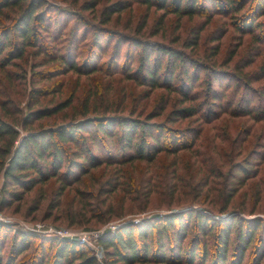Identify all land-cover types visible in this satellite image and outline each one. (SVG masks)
<instances>
[{"label": "rangeland", "instance_id": "rangeland-1", "mask_svg": "<svg viewBox=\"0 0 264 264\" xmlns=\"http://www.w3.org/2000/svg\"><path fill=\"white\" fill-rule=\"evenodd\" d=\"M45 1L48 5L43 12L47 17L61 20V29L50 34L53 40L37 28L38 47L28 46L23 56L18 57L19 46L23 44L12 32L7 36L9 42L5 45L8 46L0 55L1 62L9 54L8 61L0 64V120L16 130L15 137L0 134V202L4 168L11 156L5 147L11 145L13 151L20 137L28 132L102 116L145 120L159 110L164 100H169L163 114L153 119L165 121L177 104L178 96L170 94L165 86L152 89L127 79L122 67L125 69L128 64L135 69L140 50L131 44L129 48L126 40L166 46L198 61L204 68L200 80L203 76L205 81L210 79L211 73L206 67L220 69L225 72L224 76L230 74V79L220 78L214 85L222 90L216 103L206 97L204 84L196 83L195 90L201 94L198 101L208 102V105L204 103L203 113L169 125L176 130L178 142L186 148L174 150L177 147L167 143L170 149L160 152L152 161L130 163L115 156L107 157L106 163L88 169L86 174L76 170V176L66 182L51 178L24 192L19 201L8 199L9 204L3 207L0 203V223L11 230L1 251L2 264H9L14 255L12 237L17 232L31 235L33 242L18 256L16 264H31L27 259L32 258L41 241L45 245L43 253L50 255L47 242L56 240L80 242L92 250L98 264H106L105 247L100 238L125 224H141L189 209H198L217 218L240 214L248 220H264V117L255 113H234V110L245 112V108L238 109L242 91L236 95L232 77L242 72L253 74L264 64V44L254 41L252 33L235 25H242V21L254 22L251 31L259 21L264 26V15L257 5L259 0H237L238 5L244 3L239 12L230 10L231 0H198L197 14L180 17L136 0ZM117 1L129 5L120 12L103 13ZM30 2L25 0L22 7L0 12V37L12 28ZM186 3L187 0L183 1ZM95 32L101 36L97 44ZM191 42L197 45L192 46ZM258 50L260 55H257ZM130 52L133 62L128 58ZM63 53L67 57L72 55L77 64L88 66L90 71L96 68V71L91 74L67 71L47 79H42L39 73L34 74L55 70L59 62L49 59ZM251 58L254 61L249 66L236 68L237 64L242 65ZM253 77L250 75V80ZM251 85L260 92L264 79ZM34 86L49 90L34 98ZM72 96L71 105L64 109L27 121L29 111L55 107ZM107 143L111 141L105 139ZM241 169L245 170L240 172ZM14 190L19 191L18 188ZM190 224H194V219ZM193 226L191 235L195 233ZM60 230L69 231L72 238L59 237L55 232ZM86 233L90 236L86 243L81 242L79 236ZM187 243L188 237L183 245ZM203 243L199 247L200 254ZM253 249L248 248L240 264H253L258 257ZM209 252L207 262L198 255L195 264H214L216 246L209 247ZM260 252V264H264V248ZM236 253L232 249L228 252L226 264L235 262Z\"/></svg>", "mask_w": 264, "mask_h": 264}, {"label": "trees", "instance_id": "trees-1", "mask_svg": "<svg viewBox=\"0 0 264 264\" xmlns=\"http://www.w3.org/2000/svg\"><path fill=\"white\" fill-rule=\"evenodd\" d=\"M24 1L0 0V12L15 6L22 7ZM136 1L146 4L148 7L157 6L164 10V13L172 12L179 17L182 15L193 16L198 13V8H200L198 0H187L186 4H183L185 0ZM231 1L230 10L239 12L243 9L244 3L238 5L237 0ZM47 5L45 0H31L28 8H24L21 17L16 20L12 28L4 31V35L0 37V55L8 46L5 45L9 42L7 36H10L12 32L19 36V43L23 44V46H19L18 57L23 56L26 47H38L37 28H40L41 33H46L50 41L53 40L50 34L60 30L62 25L61 20H50L43 12ZM128 5L125 1H117L108 6L103 13L110 15L120 12ZM257 5L264 15V0H259ZM43 6L45 7L42 8ZM170 8L172 11H169ZM54 11L59 13L58 9H54ZM242 22H244L242 25L235 24L238 29L242 28L243 31L252 33L254 41L264 44L262 21L255 24L258 31L250 30L254 22L251 24ZM4 37L5 41H3ZM100 38V34L95 32V44ZM126 42L129 48L131 44L140 50L139 64L135 69L128 64L125 66L126 70L122 67L127 79L139 81L140 85L152 89L165 86L170 94L175 93L178 96L177 104L168 113L165 121H154L153 119L163 114L169 100H164L159 110L145 120L129 116H102L22 135L13 151L10 148L11 145L5 147V151L7 154L11 153V156L4 168L1 207L9 204L8 199L21 200L24 192L51 178H59L66 182L71 176H76L74 175L76 170L81 174H86L88 169L106 163L107 157L115 156L123 162L130 163L137 160L152 161L160 152L170 149L166 145L167 143H173L177 147L174 150L186 148L181 144L182 142H178L176 130L169 125L203 113L206 101H198L201 94L195 90L196 83L204 84L206 97L216 103L220 99L222 90L217 89L214 85L220 78L230 79V74L224 76L225 72L222 70L206 67L205 69L211 73L209 74L210 79L205 81V76H203V80H200L204 71L201 69L204 68H201L198 61L187 58L183 53L142 40L132 39L126 40ZM190 45L196 46L197 43L192 44L191 42ZM260 53L261 51L258 50L257 55ZM8 55L1 59L0 64L8 61ZM131 55L130 52L128 58L133 62V58H130ZM49 61L59 62L55 70L51 72L38 71L34 74L39 73L42 79H47L67 71L80 74H91L96 71V68H92L90 71L88 66L77 64L72 55L67 57L64 53L52 56ZM253 61L251 58L244 61L242 65L237 64L236 68L247 67ZM250 75H254L253 80H250ZM232 77L235 79L236 95L242 91L238 109L245 108V112L234 110V113L236 115L255 113L264 117V86L260 92H256L251 85L254 81L264 79V64L260 65L253 74L242 72L239 76ZM48 90V87L34 86L32 97L44 95ZM225 95L226 93L222 96L225 97ZM72 101L73 96L64 102L57 103L55 107L29 111L27 121L33 117L41 118L48 113L58 112L71 105ZM206 104L208 105V102ZM219 105L221 104L219 103ZM258 107H260L259 110ZM1 133L9 137L16 136V130L0 120ZM105 139L110 140L111 143L106 145ZM62 169L65 171L63 172ZM245 169L250 168L246 167ZM245 169H241L240 172ZM15 188H18L19 191H15ZM192 219H194V226L190 224ZM191 226L195 229V233L192 235L190 233ZM10 232L9 228L0 223V256ZM187 237L188 243L184 246L183 243ZM100 239V243L105 247L106 264H145L152 261L165 264H195L198 255L203 262H207L210 253L209 247L214 249L215 246L216 262L214 264L228 263V252L231 249L233 252H237L235 262L231 264H240L245 252L250 247L254 248L253 250L258 256L254 258L253 264H260L261 260L258 254L264 248V220L258 218L248 220L240 214L217 218L198 209H189L141 224H125L118 227L114 233L107 234ZM202 241L204 242L203 251L200 254L199 247ZM32 242L31 235L22 232L15 233L11 245L14 255L9 264H16L18 256L27 251ZM43 242L38 243L35 254L32 258L27 259V262L31 261V264H46L48 262H52L50 264H98V258L91 253L92 250L90 251L86 245L80 242L48 241L51 254L47 256L43 253L45 247ZM253 245L254 247H252ZM39 253L42 255L38 257ZM0 264H2L1 258Z\"/></svg>", "mask_w": 264, "mask_h": 264}, {"label": "built area", "instance_id": "built-area-1", "mask_svg": "<svg viewBox=\"0 0 264 264\" xmlns=\"http://www.w3.org/2000/svg\"><path fill=\"white\" fill-rule=\"evenodd\" d=\"M59 237H69V238H72V234L69 232V231H67V230H60V231H58V232H55ZM90 235L89 234H84V235H82V236H79V240L81 241V242H84V243H86V241H87V237H89ZM94 236L96 237V238H98L99 236L98 235H95L94 234Z\"/></svg>", "mask_w": 264, "mask_h": 264}]
</instances>
